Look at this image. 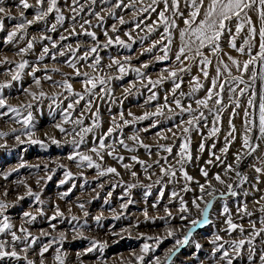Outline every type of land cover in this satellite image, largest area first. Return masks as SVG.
Wrapping results in <instances>:
<instances>
[{"label":"rangeland","instance_id":"374dc122","mask_svg":"<svg viewBox=\"0 0 264 264\" xmlns=\"http://www.w3.org/2000/svg\"><path fill=\"white\" fill-rule=\"evenodd\" d=\"M29 2L35 4L36 0H29ZM169 2L171 4V0ZM116 3L117 0H96L95 4L92 3V0H78V3L73 5L72 0H58V7L66 19L62 24L57 25V31H48L50 25L55 23L57 14L54 12L45 20L27 26L21 33L23 39L17 36L12 42H8L6 37L8 32L21 22L19 13L24 11L25 17L31 20L35 16V9L24 10L18 7L19 0H3V4H0V6L9 9L11 15L17 17V19L0 17L4 19L5 25L4 31H0V61L7 58L9 61L19 62L24 59L29 62V67L24 70L22 79L14 81L11 88L4 90L3 95L7 98L8 103L13 106L32 104L31 109L21 108V116L8 113V115L0 117V132L8 133L7 136L0 137V144L7 145V147L0 148V200L9 205L4 215L9 217L14 226L11 231H17V235L23 236L24 234L20 233L18 229L20 226H24L29 229L33 236H41L42 231L48 233V235L41 236L40 240L29 248L27 253L22 251L24 244L16 242L17 251L21 256L27 255L29 259L34 260L35 264H40L41 259L44 260V264H58L55 261L57 249L66 254L65 264H140L136 260V255L141 254V247L145 242L141 234L144 236H164L167 229L171 228L176 232V235L164 240L154 252H150L145 257L144 264H149L153 257H160L163 261L175 239L182 237L181 229L186 232L189 220L199 215L192 205V198L200 195L196 181L199 184L205 183V178L201 174V168H205L209 172L208 179L212 181L217 196L220 192L227 193V188L213 179L216 173H220L227 183L233 184L237 195L226 194L225 197L214 202L210 212V223L196 230L189 244L173 258V264H226V260L221 259L225 250L233 258V264H262L259 257L264 255V233L253 236L254 230L250 223V221L255 222L257 230L264 227V224L260 223L264 214L259 210L264 207V199H262L264 198V172L257 173L255 171L256 167L264 169V138H260L258 128H254L249 135L252 143L258 144L259 147L251 155H245L246 164L242 168H238V171L246 176L247 180L241 182L240 177H237L234 172H229L227 176H224L225 165L234 162V154L237 152L246 153L247 151L241 147L242 136L244 135V113L247 109L249 94L253 89H249V94L243 97L230 92L229 88L233 86L231 76L228 75V70L223 68V72H221L223 75L219 79L220 81H228L223 93V104L216 106L212 101H209V108L214 110L210 112L209 109L199 107L195 103L197 99L205 97L211 79L217 76L216 66L222 60L228 65L233 76L243 75L244 80L249 83H251V72L255 70L258 73L253 85L257 108L255 110L248 109L249 111H256L258 115L260 97L264 94V79H261V75L264 74V67L258 64L254 69L250 67L248 73H241L237 71L231 60L227 62L224 57L225 54H228V56L238 60L241 65L250 58L249 48L245 44V41L249 40L247 26L236 37L237 47H244V53H240L229 46L227 33L221 38L220 53L212 55L208 48L202 50L212 60V65L207 68L209 76L205 78L200 70V57L190 60H185L182 57L183 64L175 60V55L183 44L180 37V31L186 27L183 21L191 11L184 0H180L179 6V11L184 15L174 17L178 27L170 30L172 40L169 51L170 58L161 61L155 59L157 56H163V52L160 51L161 45L157 44L156 47H152V45L161 39L162 34H165L163 23L154 24L158 21L157 13L164 9V5L162 3L153 5L157 9L156 12H141V8L151 4V0H123V4L119 8L114 7ZM80 5H83L82 10ZM97 13L103 17V20L97 18ZM166 15L171 17L172 10L169 9ZM249 15L255 16L253 19L259 28L256 11H249ZM120 17L125 20L124 24L119 23ZM85 21H90V24L85 23ZM235 23L236 21L233 20L232 24L229 25L233 27V32L235 31ZM137 24L140 26L136 27ZM113 25L118 29L115 33L111 31ZM150 25H154L155 30L149 32L148 26ZM73 28L75 34L72 33ZM88 31L97 34L99 47L96 53H90L89 58L83 60L80 57L92 47H96V41L84 34ZM105 31L113 38L117 35L120 36L131 47L113 44L105 48L103 46L107 42V38L104 36ZM126 33H131V40L125 35ZM44 35L51 36L52 40H42L41 37ZM61 35L67 36L68 39L61 41L59 39ZM32 37H36V40L33 41V49L26 54L18 55L19 49L26 47ZM52 41L57 43L56 48L51 47ZM163 43L166 44L167 41ZM250 43L252 45L251 55L255 56L259 48L258 36ZM45 46L49 47L50 51L48 54H44L43 60H40L39 57ZM69 46L73 50H79L73 53L69 51ZM149 48H152V51H147ZM61 51L65 55H59ZM53 54H55V59L52 58ZM96 57L100 59V64L97 66L98 70L89 67L95 62ZM126 57L127 60H125ZM113 58L120 59L126 67L130 68L141 67L144 63H148V68H142L145 78H138L137 74L131 70L120 78L121 74L115 65L111 68L107 67ZM69 62L75 63L81 72H88L89 76H103L111 79H107L103 86L98 85L91 93L86 92L82 85V80L85 77L77 76L75 70L69 67ZM37 67L39 71L35 72V78L41 80L39 87L34 83L35 78L29 74L33 68ZM181 67L188 70L178 71L176 80L177 82L182 81V83L175 95L172 93L174 86L172 78L164 79L163 83L158 84L155 88L148 84L146 77H151L155 81L161 76L168 77L166 69L169 71L178 70ZM9 70L14 71L15 64H0V81L10 79V76L4 74ZM45 76H51L52 79H44ZM193 77H199V82L203 85V88L196 92L192 91L195 86ZM63 81L71 83L73 91L84 96V99H81L78 104H74L72 109H69L68 105L77 100L78 97L70 94L58 83ZM240 87H244V85ZM126 88H129L130 92L126 93L124 91ZM25 89H30L37 94L43 91L46 95L44 97L37 95V98L33 99L24 91ZM181 92L184 93L183 96ZM153 93L157 95V99L149 100L148 98ZM190 93L191 95H189ZM165 97H167L168 106L174 110L173 112H169L165 108L164 116L134 120V117L143 116L146 112H155L158 106H163L166 103ZM176 99H179L183 106L191 104L193 109L199 107V111H203L207 119H201L197 127L192 128L187 134L183 133L182 128L189 127L184 122L190 119L192 115H198L199 112H181L174 103ZM237 99L241 105L239 108L233 104V100ZM217 108H223L219 122H215L214 113ZM2 111H6V109H0V112ZM28 111H31L33 116L31 125V130L35 133L33 139L44 141L46 147L28 142L17 143L15 139L17 135H20L22 140L27 141V137L21 135L23 125L16 123V121L27 115ZM97 111L99 112L100 127L94 128L92 133L83 135L82 143L73 145L74 139L77 142L81 140V136L76 135V133L80 132L83 127L91 126L94 119L93 114ZM65 112L69 113L70 122L68 123H64ZM129 112L133 116H129ZM233 112H235L234 116H232ZM121 113L126 120L132 121V123L124 125L120 119ZM113 117H115L120 128H117L112 136L105 139L106 147L100 151L103 156L101 161L94 153L90 152V149L98 145L99 138L112 126ZM77 119H82L83 124L71 122ZM230 119L231 124L235 125L236 128L235 139L231 143L229 151L223 153L221 149L225 146V137L230 130ZM214 122L220 131L215 136H209ZM57 124L62 125L66 131L62 133L56 127ZM176 125L180 127H176ZM14 128L18 131L13 132L12 129ZM144 129H148V131H144ZM134 134H139L143 144L150 147L146 149L140 143L128 139ZM162 136H167L168 139H163ZM185 137H190L191 140L192 160L183 164V170L193 177L191 182L184 180L183 172L180 170L181 165L177 163L180 145L184 142ZM52 138L61 143L59 145L53 144ZM120 139H123L129 148L134 150L125 149L119 143ZM201 143L205 146L202 152L200 151ZM213 144L215 145L214 148L212 147ZM161 146L172 147L171 154L164 151ZM74 151L93 155L94 160L101 164V169L88 167L86 163L78 167L79 158L77 160L68 158ZM109 151H114V155L117 157L122 156L123 161L119 162L117 159H113V156L108 155ZM213 153L220 156L221 160L216 161ZM133 156H136L138 161H144V164L132 160L131 157ZM209 160H212L213 163L208 164ZM124 164L130 165V167L126 169ZM36 165L39 167H34ZM108 167L116 168L119 175L114 173L99 175V171ZM161 167L166 169L171 167L172 170L176 171V176L166 175L161 172ZM68 171L73 174L72 177L67 179L66 183L61 184L60 181L65 180V173ZM132 172L137 173V175L133 176ZM6 174H8L7 178H5ZM48 176H51L50 180L47 179ZM21 180L30 186L34 192L41 193L43 204H37L34 197L26 195L24 184L17 183ZM38 180L39 184L37 183ZM129 185H135V187L129 188ZM185 186L191 191H183ZM174 191L179 194L176 198L172 197ZM5 192H7L6 196L4 195ZM63 193H68V195L61 199ZM19 196H24V199H18ZM179 197H183L188 202L191 209L189 220L180 218L182 213L179 212ZM207 199L210 197L205 195V200ZM129 200L132 202L128 203ZM80 203L85 205L83 210L78 207ZM124 203H128L126 209L121 208ZM244 204H247L248 211L252 212L253 215L248 216L238 212V208L243 207ZM56 205L64 213V217H57V219L49 221V217L54 214ZM225 205L230 210L233 222L243 226V232L239 228L232 231L226 224V216L222 215V209ZM40 207L43 208L44 215L37 212V208ZM165 208L171 211V217L165 212ZM26 211L37 216V219L31 224L27 223L23 216ZM84 211H87V216H84ZM145 211H147V217L144 215ZM72 216L78 217L79 220H71ZM96 216L102 217L99 223L95 220ZM117 216L119 218H116ZM50 223L56 225L54 230L50 227ZM73 228L77 232H82L85 238L73 239L76 235ZM61 232L66 234L67 239L63 242L53 243L49 251L41 258L38 255L41 247L58 237ZM216 235L222 239L214 244L212 241ZM250 237L252 243H246L239 255L232 251L231 241L247 240ZM93 239L106 241V246L102 250L97 247L95 250L87 252L86 249L90 247V241ZM0 240L11 243L10 232L0 234ZM148 242L154 243L153 241ZM197 243L201 246L200 248H196ZM221 244H223V248L220 251H215ZM0 264H27V262L23 259L5 258L0 261Z\"/></svg>","mask_w":264,"mask_h":264},{"label":"snow or ice","instance_id":"6c2138e0","mask_svg":"<svg viewBox=\"0 0 264 264\" xmlns=\"http://www.w3.org/2000/svg\"><path fill=\"white\" fill-rule=\"evenodd\" d=\"M96 0H92V3L95 4ZM187 7L191 9L188 16L184 18V24L185 28L180 31V37L183 41L182 46L179 48L177 54L175 55V60L177 62H180L183 64L182 57L185 60L195 59L196 57H200L199 64L201 65V72L203 73V76L205 78H208L209 72L207 71V68L212 65V60L209 58L208 55L205 54L204 51H202L205 48H208L212 55H216L221 52V46L220 41L221 38L225 35V33L228 34V44L231 48L236 49L240 53L245 52L244 47H237L236 44V37L245 29L247 26L249 31V40L245 41V44L249 48V59L245 60L243 64L238 60H235L230 55L228 56V59L232 61V64L236 67L238 72L241 73H248L249 68L252 67L253 69L259 64L260 66L264 67V0H184ZM78 3V0H72V4L75 5ZM163 4L164 9L159 11L157 13L158 15V21L155 23H163L165 34H162L161 39L159 41H156L153 43L152 47H156L157 44L161 45L160 51L163 52V56H157L155 59L157 61L161 60H168L169 57V51H170V45L172 43L171 40V29L174 27H178V25L175 22L174 17L179 15L183 16L184 14L179 11L180 6V0H171V4L169 0H151V4H149L147 7L141 8V12H156V7H153V5ZM0 4H3V0H0ZM123 4V0H117V3L114 5V7L119 8ZM18 7L27 10V9H35V16L33 19L29 20L25 17L24 11H21L19 13V19L21 22L17 24L14 29L7 34V41L12 42L17 36H20L21 39H23V36L21 33L27 26H31L35 23H38L40 21L45 20L46 17H48L52 13H56L55 16V23H52L50 27L48 28V31L55 32L57 31V25L62 24L66 17L62 14L61 9L58 7V0H36L35 4H32L29 2V0H19ZM80 8L82 10L83 5H80ZM169 9L172 10V16L166 15V12L169 11ZM255 10L257 13V18L259 21V28H257L256 24L253 22L252 17L249 15V11ZM73 11H75V8H73ZM110 15L112 13H109ZM97 18L100 20H103V17L99 15V13L96 14ZM0 17H6L7 19H17L16 16L11 15V12L9 9L0 6ZM74 19V17H72ZM235 20L236 23L234 24L235 31L233 32V27H230L229 25L232 24V21ZM85 23H89L90 21H85ZM119 23L124 24L125 20L123 17L119 18ZM195 25V26H194ZM140 25L137 24L136 27H139ZM4 19L0 18V31H4ZM83 27V25H81ZM155 30L154 25L148 26V31L151 32ZM112 32H117L118 29L115 25L111 28ZM72 33L75 34V29H72ZM87 36H90L93 41H96V47H92L89 51H86L80 59L87 60L89 58L90 53H96L97 49L99 47V41L97 40V34L95 32L88 31L86 33ZM125 35L128 36L129 40L132 39L131 33H126ZM104 36L107 38V42L103 45L105 48L109 47L113 44H119L122 47H128L130 48L131 45L127 44L125 40L121 39L120 36H115L113 38L112 36H109L108 32H104ZM258 36L259 38V48L258 52L255 56L251 55V40L256 39ZM187 38V39H185ZM42 40H52L51 36L44 35L41 37ZM61 41L68 39L67 36L61 35L59 38ZM36 40V37H32L31 40L28 41L26 47L20 48L18 55H23L29 52V50L33 49L34 44L33 41ZM164 41H167V43H163ZM52 48L57 47V43L55 41H52L51 44ZM79 49L73 50L69 46V51H72L75 53V51H78ZM50 51L49 47L45 46L43 48V52L41 56L39 57L40 60L44 59V54H48ZM147 51H152V48L147 49ZM59 55L63 56L65 53L63 51L59 52ZM53 59H55V54L52 56ZM128 58L126 57L125 60ZM3 63H10L15 64V70H9L8 72L4 73L5 75L10 76V79L0 81V109H6V111L0 112V117L4 115H8V113H14L16 116H21V108H27L31 109L32 104H20L17 106H13L8 103V100L6 97H4L3 93L5 89L11 88L14 81H20L22 79V75L24 73V70L29 67V62L27 60L22 59L19 62L15 61H9L7 58H5L3 61H0V64ZM100 64L99 57L95 58V62L89 67L93 69H97V66ZM115 65L117 67V71L122 75L126 74L129 70L135 72L137 74L138 78H145L144 73L142 71L143 69H146L149 67L148 63H144L141 67L136 68H130L126 67L124 63L121 62L118 58H113L111 63L107 65V67L111 68ZM223 65V68L228 70V75L231 76V81L233 86L229 88V91L236 94L237 96L243 97L246 94H249V89H253L251 93L249 94V98L247 101V109L245 110L244 116V135L242 136V149L247 150L245 152H237L234 154V162L231 164L225 165V171L224 176H227L229 172H234L237 177H240L241 182H244L247 180L246 176H243L240 171H238L239 165L242 163V160L245 155H251L256 151V149L259 147L258 144H253L251 141V137L249 133L253 131L254 128H258L260 133V138H264V94L260 97V102L258 105V115L256 111H249L248 109L255 110L257 108V105L255 103V91L253 88V85L257 79L258 73L253 70L250 75V81L251 83L244 80L243 75H236L233 76L231 74V70L228 69V65L224 63L222 60L218 62V65L216 67L217 76L216 78L211 79L210 87L206 91V95L204 98L197 99L195 103L202 108L209 109L210 112H213V109L209 108V101H212L214 105L220 106L223 104V93L225 90V85L228 83L227 80L220 81L219 77L223 75L220 71V66ZM69 67L73 68L75 70V74L77 76H83L85 77L84 80H82V85L86 92L91 93L93 89H95L98 85H105L107 82V79L103 76L97 77V76H89L88 72H81L79 68H77L75 63L69 62ZM98 70V69H97ZM188 69L181 67L178 70H167L168 71V77L161 76L159 79L153 81L151 77H146L148 84H150L153 88H155L158 84H162L164 79L166 78H172L173 79V88L172 93L175 95V92L177 89L181 87L182 81L177 82L176 78L178 76L179 72L187 71ZM39 71V68H33V71L29 73L35 78V72ZM55 71H58V69H55ZM44 79L51 80V76H45ZM261 79H264V74L261 75ZM193 81L195 82V86L193 87L192 91L196 92L199 91L200 88H203V85L199 82V77H193ZM34 83L37 87L40 86L41 80L39 78L34 79ZM62 87H64L70 94L75 95L78 97L77 100H75L73 103H70L68 105L69 109H72L74 107V104H78L81 99H84V96L81 93H77L73 91L72 84L68 81L58 82ZM241 85H244V87H240ZM134 86V85H133ZM28 95H30L33 99L37 98V95L40 97H44L46 93L43 91L39 92L38 94L34 91H31L30 89L24 90ZM126 93L130 92L129 88H126L124 90ZM181 95L183 96L184 93L181 92ZM191 95V93L189 94ZM149 100H155L157 99V95L153 93L149 98ZM166 103L163 106H158L156 108V111L153 113H145L143 116L134 117V120H144L148 119L152 116H164L165 112L164 109L167 108L169 112H173L174 110L170 108L167 104V97H165ZM177 108L181 110V112H188V113H194L199 112L198 115H192L190 119L185 121L189 127H183L182 131L183 133H189L192 128H195L198 126L199 121L201 119L206 120L207 118L204 115L203 111H199V107L197 109H193L191 104L187 106H183L181 101L179 99H176L174 101ZM233 104L236 108H239L241 105L239 103V100H233ZM90 105V102H89ZM89 110L90 107H89ZM223 111V108H217L215 110V122H219L221 120V113ZM82 115V114H81ZM94 119L92 120L91 126L83 127L81 128L80 132L76 133V135L81 136V140L77 142L75 139L72 141L73 145H78V143L83 142V135H86L88 133H92L94 128H99V112L93 114ZM129 116H133L131 112L128 113ZM235 115V112L232 113V116ZM120 119L123 121L124 125H127L129 123H132V121L126 120L124 118L123 113L120 114ZM32 112L28 111L27 115L23 116L22 119L17 120L16 123H20L23 125V130L21 131V135H24L27 137V141L22 140L20 135H17L15 137L17 143L23 144L25 142L31 143V144H40L41 146H47L44 141L39 139H33V136L35 133L31 130L32 125ZM70 122L69 119V113L65 112L64 114V123ZM76 124H83L82 119H77L75 121H71ZM212 127V129L209 132V136H215L219 131L220 128L215 126ZM230 124V130L225 137V146L221 149L223 153H227L229 151V147L231 143L234 141L235 136L234 133L236 132L235 125L231 124V119L229 121ZM155 126V124H153ZM57 128L63 133L66 131V129L60 125H56ZM176 127H180L179 125H176ZM117 128H120V125L116 123L115 117L112 119V126L108 128L107 132L104 133L99 138V143L97 146H94L90 149L91 153H94L96 157H98L99 160H103V156L100 154V151L105 149L106 145L104 143L105 139L112 136L113 132L116 131ZM13 132L18 131L17 129H12ZM144 131H148V129H144ZM171 131V129H169ZM8 133L6 132H0V137L7 136ZM157 135H160L157 133ZM175 135V134H173ZM163 139H168L167 136H162ZM231 138V139H230ZM128 139H131L133 141H136L140 143L144 148L148 149L150 146L143 144V141L140 139L139 134H134ZM51 142L53 144L59 145L61 142L56 140L55 138L51 139ZM119 143L129 151H133L134 149L129 148V145L125 143L123 139L119 140ZM190 137H185L184 142L180 145L179 149V159L177 160V163L181 165V171L183 172V178L186 181H193V177L188 174L187 171L183 170V164L187 161L192 160V155L190 151ZM7 147L6 144H0V148ZM164 151L171 154L172 147L170 146H161ZM204 144H200V151H204ZM212 147L214 148L215 145L213 144ZM108 155L113 156V159H117L119 162L123 161V157H117L114 155V151H109ZM214 159L216 161H220L221 157L216 156L214 153ZM69 159L71 160H77L79 158V162L77 166H81V164L86 163L88 167H95L96 169H101V164L96 162L94 160L93 155L83 153L80 151H74L73 154H70ZM132 160H137L136 156L131 157ZM166 159V157H165ZM140 164H144V161H138ZM159 163V161H157ZM208 164L213 163L212 160H209L207 162ZM235 165V166H234ZM23 166V165H21ZM34 167H39V165H36ZM63 167V165H61ZM124 167L127 169L130 167L128 164H124ZM151 167V165H149ZM255 171L257 173L264 172V169H261L259 167L255 168ZM161 172L167 174H170L172 177L176 176V171L172 170L170 168H164L161 167ZM106 173H114L116 175H119L116 168L114 167H108L107 169L99 171V175H104ZM10 174V173H9ZM201 174L205 178L204 184H199L198 181L196 183L199 187L200 195L194 196L192 198V205L195 208L196 212L199 213L198 216L192 218L189 220V215H191V209L188 206V202L184 200L183 197H179V212L182 213L181 219L182 220H189V226L187 227V231L185 232L183 229H181L182 237H178L175 239V242L171 248L168 249L167 253L165 254L164 260L161 261L160 257H153L152 260L149 262V264H173V258L180 252L182 248H184L186 245L189 244V241L192 239L193 234L196 232L198 228L201 226L210 223V212L213 208V204L217 199L225 197L226 194H230L231 196H236L237 192L233 188V184L227 183L226 180L223 178V176L220 173H216L213 176V179L218 182L220 185H225L227 188V193L220 192L219 195H216V189L214 185L212 184V181L208 179L209 172L205 168H201ZM7 175H5V178H7ZM72 173L70 171L65 173V180H61L60 183H66L67 179H70L72 177ZM133 176H136L137 173L132 172ZM47 179H51V176H48ZM19 184H24L26 188V195L32 196L35 198V201L37 204H43V201H41V193L34 192L30 186H28L23 180L18 181ZM39 184V180L37 181ZM135 187V185H129V188ZM183 191H191L190 188L185 186V188L182 189ZM4 195H7V192L4 193ZM68 195V193H63L61 195V199L64 198V196ZM110 195V194H109ZM127 195V193H125ZM162 195V193H161ZM177 192H172V197L176 198L178 197ZM205 195L210 197V199L205 200ZM18 199L23 200L24 196H19ZM264 199V198H262ZM132 201L129 200L128 203H131ZM128 203H124L121 205V208L126 209L128 207ZM259 203V202H257ZM203 204V207L201 205ZM9 205L5 203L3 200H0V234L5 232H10L11 240L12 242L9 243L5 240H0V261L4 260L5 258L8 259H14V260H25L27 264H35L34 260H31L28 258L27 255L21 256L20 253L17 251L16 248V242H20L24 244V247L22 251L24 253H27L28 249L33 247L38 240H40L41 236L48 235V233L41 232V236H33L32 233L29 231L28 228H25L24 226H20L18 231L20 233H23V236L17 235V231H11L13 229V224L10 222L9 217L7 215H4L5 211ZM80 209H84L85 205L83 203H80L78 205ZM260 212L264 214V207H261ZM69 211H71L69 209ZM37 212L40 215H44L43 208H37ZM165 212L168 214L169 217H171L172 213L167 208H165ZM238 212H242L248 216L253 215L252 212L248 211L247 204H244L243 207L238 208ZM87 211H84V216H87ZM145 217H147V211L144 213ZM222 215L226 216V224L229 226V228L232 231H235L237 228L240 229L241 232L244 231L243 226L237 225L233 222L232 217L230 215V210L225 205L222 209ZM23 216L26 218V222L31 224L37 219V216L34 215L32 212H24ZM57 217H64V213L60 210L59 206H55L54 214L49 217V221L57 219ZM116 218H119L118 216ZM102 219L101 216H96L95 220L99 223ZM71 220L78 221L79 218L76 216H72ZM86 223V221H85ZM252 228H253V236H258L261 233H264V227L256 229L255 222H251ZM261 224H264V215H262ZM50 227L54 230L56 225L50 223ZM73 232L76 233L74 235L73 239L77 238H85L83 237L82 232H77L75 228H73ZM118 235V234H117ZM176 235V232L169 228L167 229L166 235L164 236H144L141 234V237L145 240L141 247V254L136 255V260L140 262V264H144L145 257L150 253L154 252L156 247H158L160 244L164 242V240L171 238ZM67 239V236L64 232H61L58 237L53 238L48 244H45L41 247L39 256L41 258L44 257V254L49 251V248L52 246L53 243L63 242ZM222 238L219 235L215 236V239L212 241L214 244L217 241H220ZM148 241H153L154 243H149ZM106 241H98V240H91L90 241V247L86 249L87 252H91L95 250L97 247L99 249H103L106 246ZM232 251L235 252L237 255L240 254L241 249L243 246L248 243H252V238L249 239H241L239 241L233 240L230 242ZM201 246L197 243L196 248H200ZM223 248V244L219 245V247L216 248L215 251H220V249ZM65 255L64 253H61L59 249H57V253L55 255V261L58 262V264H65ZM135 255V254H134ZM221 259L226 260V264H233V258L230 256V253L225 250L222 254ZM262 264H264V255H261L259 257ZM40 264H44V260H40Z\"/></svg>","mask_w":264,"mask_h":264},{"label":"bare ground","instance_id":"6f19581e","mask_svg":"<svg viewBox=\"0 0 264 264\" xmlns=\"http://www.w3.org/2000/svg\"><path fill=\"white\" fill-rule=\"evenodd\" d=\"M255 19V16L252 17V19ZM253 19V22L255 23V20ZM225 59L227 60V62H229V59H228V54H225L224 55ZM220 66V71L223 72V67L222 65H219ZM217 67V66H216ZM246 161H247V158L244 156L243 160H242V163L239 165V168H242L245 164H246Z\"/></svg>","mask_w":264,"mask_h":264}]
</instances>
